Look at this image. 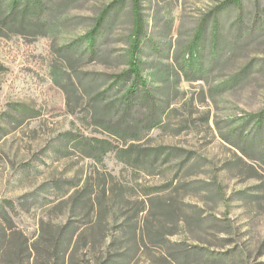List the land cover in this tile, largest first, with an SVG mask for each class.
<instances>
[{
	"label": "rangeland",
	"instance_id": "374dc122",
	"mask_svg": "<svg viewBox=\"0 0 264 264\" xmlns=\"http://www.w3.org/2000/svg\"><path fill=\"white\" fill-rule=\"evenodd\" d=\"M10 1L0 0V200L16 204L28 238H37L42 219L69 218V194L87 183L99 194L105 184L102 210L95 193L92 212L71 214L87 228L90 248L78 264L127 248L131 264H264V130L252 158L234 146L264 115V0H241L240 9L233 0H140V68L169 104L162 126L135 143L162 148L153 167L124 161L120 150L130 142L98 121L111 119L107 106L126 89L113 76L127 69L132 0H51L28 25L10 20ZM104 11L96 52L73 45ZM214 16L224 40L213 57ZM206 17L204 71L188 79L179 61ZM92 138L117 149L92 157ZM56 181L68 195L52 191ZM26 201L28 212L19 207Z\"/></svg>",
	"mask_w": 264,
	"mask_h": 264
},
{
	"label": "trees",
	"instance_id": "16d2710c",
	"mask_svg": "<svg viewBox=\"0 0 264 264\" xmlns=\"http://www.w3.org/2000/svg\"><path fill=\"white\" fill-rule=\"evenodd\" d=\"M51 0H11L9 4V17L12 22L18 25H28L32 19L39 18L45 11H50ZM121 1V0H118ZM238 9L241 8V0H233ZM132 30L127 57V69L113 76L114 85L120 84L126 86L121 100L110 102L108 110L113 111L110 120L98 119L106 125V129L113 137L130 144L122 151V159L131 166H138L139 163H148L153 167L154 162L163 154L161 147L138 149L136 142L144 138L152 129L161 127L164 117L168 112L169 104L163 98L155 95L148 87L141 68L139 55L143 39L146 37L145 24L141 9L140 0H132ZM105 16V11L97 18L95 24L90 30L72 44L76 45L79 41L87 44L89 53L96 52V38L99 35ZM240 19V17H238ZM208 18L206 17L198 27L196 35L189 47L188 58H181L179 65L184 69L188 79L195 80L201 77L203 65L199 58L200 42L205 32ZM217 16L213 18L212 37L210 39V49L213 57L217 55V43L224 40L218 26ZM227 44L230 42L226 40ZM226 45V44H225ZM199 79V78H198ZM256 126L250 134H244L240 131L237 135L238 142L234 146L246 157L252 158L253 151H261L263 137L261 132L264 130V115L255 116ZM72 135V134H70ZM249 143L248 147L240 144ZM89 144V143H88ZM91 145V144H90ZM91 148L85 149L88 154L93 156H102L117 148L107 140L92 138ZM247 148L251 153L247 152ZM70 188H75L77 184L73 180H63ZM56 190L61 197L69 194L68 189H63L60 181L54 182L52 191ZM78 192L68 195L70 216L63 223H54L48 220H40L38 236L35 240H30L28 236L19 228L15 220L17 213L16 204L8 199L0 200V264H78L77 254L85 251L84 255L90 252L87 241V228H82L78 221L71 218L75 211L84 213L92 212V205L95 195V188L92 183H87ZM97 205L101 209L102 197L107 196V189L103 184L101 191L97 194ZM100 196V198H99ZM100 200V201H99ZM19 207L28 212L31 209L29 202L19 204ZM102 210V209H101ZM130 225H122L121 233H129ZM135 235V234H134ZM133 248H127L123 251L109 252L102 261L97 264H131L133 258ZM193 255V253H192ZM185 259V258H183Z\"/></svg>",
	"mask_w": 264,
	"mask_h": 264
}]
</instances>
